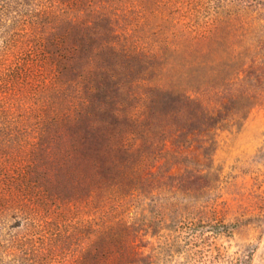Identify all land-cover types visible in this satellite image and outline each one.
<instances>
[{
    "label": "trees",
    "instance_id": "16d2710c",
    "mask_svg": "<svg viewBox=\"0 0 264 264\" xmlns=\"http://www.w3.org/2000/svg\"><path fill=\"white\" fill-rule=\"evenodd\" d=\"M211 1L0 0V264H151L126 196L180 191L183 155L200 175L217 131L264 109V75H128L150 23L224 29L261 63L264 0L185 22Z\"/></svg>",
    "mask_w": 264,
    "mask_h": 264
},
{
    "label": "rangeland",
    "instance_id": "374dc122",
    "mask_svg": "<svg viewBox=\"0 0 264 264\" xmlns=\"http://www.w3.org/2000/svg\"><path fill=\"white\" fill-rule=\"evenodd\" d=\"M218 1L200 7L185 22L206 26L217 9L213 6L224 0ZM153 24L142 27L141 35L148 37L144 52L126 64L132 77L264 75V60L253 63L248 46L233 35L226 39L224 29L208 40H196L182 24L161 31L150 28ZM154 52L158 55L148 57ZM238 100L233 97L232 102L237 105ZM245 113L217 131L209 160L198 162L200 175L191 171L193 158L183 155L180 191L163 184L126 196L128 215L145 234L146 261L264 264V109L256 105Z\"/></svg>",
    "mask_w": 264,
    "mask_h": 264
}]
</instances>
